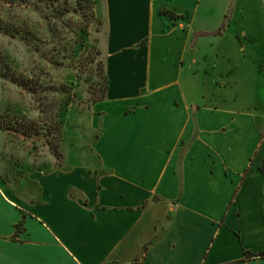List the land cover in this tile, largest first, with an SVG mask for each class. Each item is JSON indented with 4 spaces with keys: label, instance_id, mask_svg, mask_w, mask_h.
<instances>
[{
    "label": "crops",
    "instance_id": "1",
    "mask_svg": "<svg viewBox=\"0 0 264 264\" xmlns=\"http://www.w3.org/2000/svg\"><path fill=\"white\" fill-rule=\"evenodd\" d=\"M94 1L107 90L92 143L36 169L34 195L0 180V264H264V51L232 31L247 0L212 31L194 26L216 0ZM229 34L245 75L216 48ZM203 38L213 63L189 64ZM249 79L263 88L245 102Z\"/></svg>",
    "mask_w": 264,
    "mask_h": 264
},
{
    "label": "rangeland",
    "instance_id": "2",
    "mask_svg": "<svg viewBox=\"0 0 264 264\" xmlns=\"http://www.w3.org/2000/svg\"><path fill=\"white\" fill-rule=\"evenodd\" d=\"M92 1L0 0V123L20 129L16 133L0 129V180L5 185L27 177L21 180V188L34 195L38 190L32 179L36 169L58 166L63 155L74 159L77 149L92 143L90 109L107 86L104 24ZM226 3L227 0H216L212 15L197 19L194 27L216 29ZM242 6L249 17L234 15L232 31L253 36L264 51L263 5L259 0H247ZM230 34L216 48L231 55L239 74L245 75L248 69L238 62V46ZM206 40L197 44L194 55L188 57L189 64L202 54L208 55L207 64L213 63L215 45L210 46ZM252 53L262 57L257 49ZM218 67L226 70L228 64L223 61ZM262 85L258 80H244L240 91L245 102ZM204 90L210 87L205 85ZM258 102L263 110L264 99ZM58 125L60 142L55 134H48L50 130L55 133ZM27 126L39 132L24 134Z\"/></svg>",
    "mask_w": 264,
    "mask_h": 264
},
{
    "label": "trees",
    "instance_id": "3",
    "mask_svg": "<svg viewBox=\"0 0 264 264\" xmlns=\"http://www.w3.org/2000/svg\"><path fill=\"white\" fill-rule=\"evenodd\" d=\"M264 1V0H263ZM92 3V5H94V1H92L91 2ZM163 14H167V15H169L170 17H171V19H176L177 17H176V15L175 14H173V13H170V12H167V11H163ZM224 27H225V24L223 23L222 24V26L220 27V29L218 30V31H216L215 33H217V34H219V33H221L222 31H223V29H224ZM107 80V79H106ZM106 90H107V86H106V88H105V91H104V93L102 94V96H100V97H98L96 100H94V103H96V102H99V101H102V100H104L105 99V93H106ZM69 104V102H65L64 103V105H68ZM9 125V124H8ZM7 124H5V123H0V129L1 130H3V131H5V132H7V133H16V132H18L20 129H12V127H9ZM54 130H55V133H53L51 130L50 131H48V134H55L56 135V140L58 141V142H60L61 141V130H60V128H59V125L58 126H56V128H54ZM31 132H33V133H38L39 132V129H35V128H33L32 126H27V127H25L24 129H23V133L24 134H27V135H29V133L31 134ZM59 156H61V155H59ZM62 156H61V161H59L58 163H57V165L58 166H61L62 165ZM146 250V249H145ZM245 255L246 256H249V255H251V253H249V252H245ZM261 257H264V254H261L260 255ZM132 264H141V260L140 259H138V260H136L134 263H132Z\"/></svg>",
    "mask_w": 264,
    "mask_h": 264
}]
</instances>
